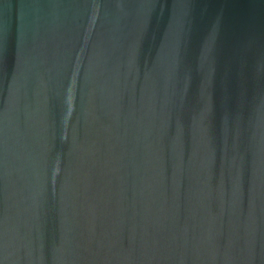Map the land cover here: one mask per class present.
Masks as SVG:
<instances>
[{"label": "water", "instance_id": "1", "mask_svg": "<svg viewBox=\"0 0 264 264\" xmlns=\"http://www.w3.org/2000/svg\"><path fill=\"white\" fill-rule=\"evenodd\" d=\"M0 264H264V0H0Z\"/></svg>", "mask_w": 264, "mask_h": 264}]
</instances>
